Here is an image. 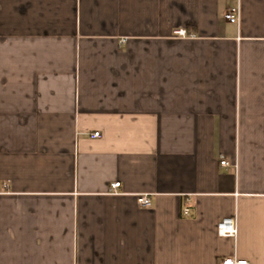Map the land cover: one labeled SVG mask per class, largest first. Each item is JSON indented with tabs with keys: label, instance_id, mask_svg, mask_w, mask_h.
Masks as SVG:
<instances>
[{
	"label": "crops",
	"instance_id": "crops-1",
	"mask_svg": "<svg viewBox=\"0 0 264 264\" xmlns=\"http://www.w3.org/2000/svg\"><path fill=\"white\" fill-rule=\"evenodd\" d=\"M232 257L264 264V0H0V264Z\"/></svg>",
	"mask_w": 264,
	"mask_h": 264
},
{
	"label": "built area",
	"instance_id": "built-area-1",
	"mask_svg": "<svg viewBox=\"0 0 264 264\" xmlns=\"http://www.w3.org/2000/svg\"><path fill=\"white\" fill-rule=\"evenodd\" d=\"M224 19L231 23V24H237L239 22V9L238 7H231L228 8L227 11L224 14ZM175 36L180 38H185L186 32L184 30H178L175 32ZM93 138H99V133H93L91 135ZM219 166L221 168H226L229 166V163L224 161L223 159H220ZM120 186V183H114L111 185V192L116 194L118 191V188ZM139 205L141 207H148L150 206V200L146 196H142L139 198L138 201ZM185 214H187V210H184ZM217 235L219 237H229L233 238L236 235V227L235 222L232 218H224L222 219L216 226ZM218 264H247L245 261L239 260L235 257L232 258H224L218 260Z\"/></svg>",
	"mask_w": 264,
	"mask_h": 264
}]
</instances>
